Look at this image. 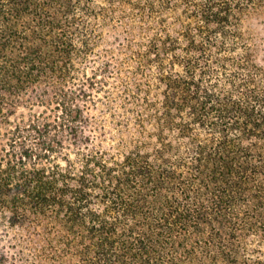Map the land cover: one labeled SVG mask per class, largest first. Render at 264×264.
Masks as SVG:
<instances>
[{"label": "trees", "instance_id": "1", "mask_svg": "<svg viewBox=\"0 0 264 264\" xmlns=\"http://www.w3.org/2000/svg\"><path fill=\"white\" fill-rule=\"evenodd\" d=\"M0 264H264V0H0Z\"/></svg>", "mask_w": 264, "mask_h": 264}]
</instances>
